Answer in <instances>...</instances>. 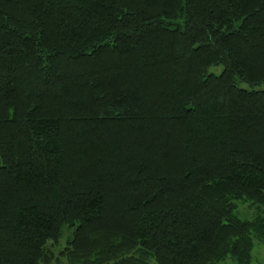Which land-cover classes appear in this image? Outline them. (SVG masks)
Masks as SVG:
<instances>
[{
    "label": "trees",
    "instance_id": "1",
    "mask_svg": "<svg viewBox=\"0 0 264 264\" xmlns=\"http://www.w3.org/2000/svg\"><path fill=\"white\" fill-rule=\"evenodd\" d=\"M63 236L75 264H250L264 0H0V264Z\"/></svg>",
    "mask_w": 264,
    "mask_h": 264
},
{
    "label": "rangeland",
    "instance_id": "2",
    "mask_svg": "<svg viewBox=\"0 0 264 264\" xmlns=\"http://www.w3.org/2000/svg\"><path fill=\"white\" fill-rule=\"evenodd\" d=\"M220 65L210 66L208 68L209 72L218 73L220 70ZM248 203L244 202L238 204L239 213L248 217L254 211L252 207L247 205ZM65 237H61L54 245H49L51 253V258L47 264H75L71 263L66 258L58 253V251L65 245ZM250 264H264V242H254L251 250V262Z\"/></svg>",
    "mask_w": 264,
    "mask_h": 264
}]
</instances>
